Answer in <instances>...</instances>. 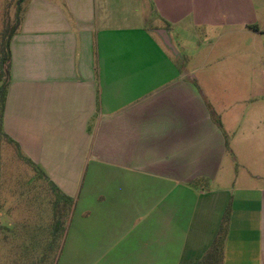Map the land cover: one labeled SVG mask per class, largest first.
<instances>
[{"label":"crops","instance_id":"1","mask_svg":"<svg viewBox=\"0 0 264 264\" xmlns=\"http://www.w3.org/2000/svg\"><path fill=\"white\" fill-rule=\"evenodd\" d=\"M231 35L263 40L264 0L28 2L4 132L75 201L57 264H199L227 212L222 264H264V170L215 188L232 153L205 91L217 77L200 84L179 59Z\"/></svg>","mask_w":264,"mask_h":264},{"label":"rangeland","instance_id":"2","mask_svg":"<svg viewBox=\"0 0 264 264\" xmlns=\"http://www.w3.org/2000/svg\"><path fill=\"white\" fill-rule=\"evenodd\" d=\"M29 1L0 0V63L7 51L9 35L19 26L18 16L22 18ZM262 39L256 42L252 36L231 35L206 41L201 49L195 44H186L179 50L180 64L196 70L194 75L200 84L208 75L217 77L213 78L215 87L205 91L221 118L220 123L227 129L228 153H232L222 170L227 178L223 181L220 177L215 188L240 187L244 177L264 170L263 166L257 171L254 165L264 151L256 150L250 141L264 132V125H254L255 121L264 120V36ZM3 81L0 72V86ZM220 86L224 89L217 88ZM240 117L245 120L237 132ZM70 209L68 201L43 174L27 162L16 146L0 136V264L20 262L25 251L37 263L46 252L45 243L51 236H55V241L51 254L47 249L50 257L47 264L58 262L64 234L71 222ZM69 256L73 262H80V257H84L73 252Z\"/></svg>","mask_w":264,"mask_h":264},{"label":"trees","instance_id":"3","mask_svg":"<svg viewBox=\"0 0 264 264\" xmlns=\"http://www.w3.org/2000/svg\"><path fill=\"white\" fill-rule=\"evenodd\" d=\"M21 20H22V18L18 16V22H19L18 25L19 26L21 24ZM19 26L17 28H15L14 30H12V32L10 33L9 38H8L9 41H8V45H7V51H6V53L4 52L3 59L1 60V63H0V72L3 74V77H4L3 85L0 86V136L2 138H5V140L9 144H13L14 146H16V148L21 152L19 146L4 132L5 103H6L7 87H8V83L10 80V67H11L10 42H11L13 36L16 34ZM218 123H219V121H218ZM24 158L27 160L28 163H30V165H32L34 168H36V170H38L41 174H43V176L48 180V182L52 185V187H54L55 191H57L60 195H62V197L66 201H68V203L71 205L70 214L72 215L74 207H75V201L73 199L67 197L66 195L62 194L57 189V187L45 176V174L34 163H32L25 156H24ZM228 224H229V212H227L226 216L224 217L221 231H220L219 235L217 236L212 248L210 249V251L206 254V256L203 258V260L199 264H222L223 257H224V244H225V239H226L227 233H228ZM66 232H67V229L65 231L64 236H66ZM53 233L55 234V231ZM50 238H49L50 240H48L45 243L46 252H44L37 259V263H34V260H32L31 255H30L31 258H29L28 253L25 251L23 256L20 257L21 261L20 262L18 261V263L15 261L16 264H47V262L50 259L49 252L51 254V249H52V246L54 245L53 243L55 241V236H51ZM32 241H33V243L36 242L35 239H33ZM48 248H49V252H47ZM58 259H59V257H58ZM55 264H57V260H56Z\"/></svg>","mask_w":264,"mask_h":264},{"label":"water","instance_id":"4","mask_svg":"<svg viewBox=\"0 0 264 264\" xmlns=\"http://www.w3.org/2000/svg\"><path fill=\"white\" fill-rule=\"evenodd\" d=\"M158 33H159V35L161 36V38L163 39L165 45H166L167 47H169L170 49H173V45H172V43H171V41H170V39H169V36H168L167 32L164 31V30H161V31H159Z\"/></svg>","mask_w":264,"mask_h":264}]
</instances>
